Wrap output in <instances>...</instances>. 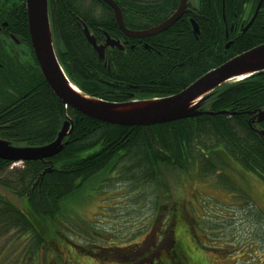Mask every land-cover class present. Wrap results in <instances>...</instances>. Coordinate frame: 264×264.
Here are the masks:
<instances>
[{
	"label": "trees",
	"instance_id": "trees-1",
	"mask_svg": "<svg viewBox=\"0 0 264 264\" xmlns=\"http://www.w3.org/2000/svg\"><path fill=\"white\" fill-rule=\"evenodd\" d=\"M261 1L196 0L169 30L142 42L125 37L112 9L101 0H57L50 14L59 60L70 81L89 96L123 103L175 96L263 45L264 0L245 31ZM118 4L131 31L158 26L179 8V0H118ZM129 9L139 13L130 16ZM0 23L8 24L9 31L13 28L24 46L17 47L6 34L0 36V65L5 67L0 69V139L44 146L55 141L66 120L73 124L68 144L52 159L24 163L21 168L0 160V242L13 236L22 261L32 258L37 264L42 254L56 255L59 243L109 264H117V259L125 264H208L196 258L199 251L184 245L183 235L177 240V234L173 236L179 214L168 205V182L176 174L197 172L229 188L226 175L234 165L264 181V140L257 132L264 131V123H251L252 113L264 110V74L222 86L203 106L212 115L148 128L114 126L66 109L54 95L31 47L26 0H0ZM83 23L98 44L105 43L108 35L124 50L107 49L101 61L85 37ZM20 50L24 54H18ZM115 193L135 205L151 206L153 225L163 220L167 240L157 237L156 246L148 236L128 248L111 242L86 245L89 249L72 242L67 230L88 236L76 220L78 211L100 196L115 198ZM87 224L96 234L102 231ZM163 246L170 247L166 253Z\"/></svg>",
	"mask_w": 264,
	"mask_h": 264
},
{
	"label": "rangeland",
	"instance_id": "rangeland-1",
	"mask_svg": "<svg viewBox=\"0 0 264 264\" xmlns=\"http://www.w3.org/2000/svg\"><path fill=\"white\" fill-rule=\"evenodd\" d=\"M13 167L21 168L22 164L17 163ZM234 170L226 175L230 180L229 188L211 176L200 177L197 172L176 174L169 180L168 205L170 208L174 206L179 214L176 219L179 225L175 226L177 229L173 236L177 234V240L183 235L184 245L199 251L196 258H203L208 264H264V181L239 165H234ZM115 195L112 199L107 195L100 196L101 202L94 200L78 211L77 222L90 238L94 237L100 243L67 230L72 242L83 247L106 246L112 242L128 248L145 242L148 236L154 238L156 246H159L157 237L167 240L169 233H165L167 228L163 220L153 225L154 210L151 206L135 205L120 193ZM12 199L21 204L14 197ZM87 222L94 223L104 232L103 235L89 230ZM13 238L0 242V264H37L22 261V250L12 244ZM202 247L206 251L201 252ZM55 248L56 255L47 257L42 254L38 264H109L103 258L94 259L86 251H76L70 244L59 243ZM165 248L163 246L164 253L170 247ZM143 254L146 255L147 251ZM116 263L125 264L119 259Z\"/></svg>",
	"mask_w": 264,
	"mask_h": 264
},
{
	"label": "water",
	"instance_id": "water-1",
	"mask_svg": "<svg viewBox=\"0 0 264 264\" xmlns=\"http://www.w3.org/2000/svg\"><path fill=\"white\" fill-rule=\"evenodd\" d=\"M114 11V16L120 30L131 39H148L169 30L179 22L188 12L189 7L196 0H181L177 11L161 25L145 31H131L126 28L122 11L113 0H104ZM261 1L257 12L247 31L254 23L262 6ZM26 10L29 26L31 47L38 62L39 69L54 95L66 109H72L93 120L125 127H152L170 124L186 119L212 115L203 108L206 101L222 86L240 82L254 76L264 74V44L248 51L209 72L183 92L164 99L143 100L115 103L89 96L75 86L65 73L56 49L52 21L49 13L48 0H26ZM194 34L199 35L198 25L191 21ZM84 34L90 45L98 53L99 59L104 61L107 49L124 50L120 41L107 35L106 42L98 44L96 38L83 23ZM1 33V28H0ZM228 38V35H227ZM231 42L226 46L229 50ZM253 121L258 124L264 122V110L252 113ZM73 132V124L66 121L58 133L57 138L44 146H26L0 139V160L17 163L44 162L61 154L68 144L65 140ZM264 140V131L257 130Z\"/></svg>",
	"mask_w": 264,
	"mask_h": 264
},
{
	"label": "flooded vegetation",
	"instance_id": "flooded-vegetation-1",
	"mask_svg": "<svg viewBox=\"0 0 264 264\" xmlns=\"http://www.w3.org/2000/svg\"><path fill=\"white\" fill-rule=\"evenodd\" d=\"M101 1H103V2H105L104 0H101ZM114 2H116L117 4H118V0H113ZM146 1H148V0H146ZM180 1L181 0H179V5H180ZM48 2H49V13H50V11H51V8H53V10L55 11L56 10V2H57V0H48ZM188 2H189V0H188ZM106 3V2H105ZM107 4V3H106ZM118 6H119V4H118ZM120 7V6H119ZM121 9V8H120ZM113 11V10H112ZM122 11V10H121ZM127 12H128V14L130 15V16H133V15H136V14H138L139 13V11H137V10H134V9H129V10H127ZM113 14H114V11H113ZM122 14H123V12H122ZM50 16H51V14H50ZM161 25V24H160ZM159 26V25H158ZM155 27H157V26H155ZM155 27H153V28H155ZM0 28H1V33H0V36H3V35H8V38L13 42V43H15V45L18 47V46H20L21 48L22 47H24L23 46V44H22V42L18 39V37H17V35H15V33H16V31H14V29L12 28V30L11 31H9V26H8V24H5V23H0ZM150 29H152V28H150ZM150 29H148V30H150ZM138 31H141V30H138ZM143 31V30H142ZM145 31V30H144ZM126 37V36H125ZM155 37V36H154ZM127 39H131V38H128V37H126ZM152 38V37H151ZM131 40H137V41H140V42H142V40H144V39H131ZM18 54L19 53H21V54H24V53H22V50H20V51H18L17 52ZM15 58V57H14ZM16 59V58H15ZM18 59V58H17ZM16 59V60H17ZM20 59V58H19ZM5 67H4V65L3 64H1L0 65V69H4ZM6 70H8V69H6ZM264 123V122H263ZM263 123H261V124H263ZM4 196H9L8 195V193H4ZM12 199V198H11ZM16 199V198H15ZM17 200V199H16ZM12 201H14L13 199H12ZM15 202V201H14ZM16 203V202H15ZM17 204V203H16ZM18 205H20V204H18ZM81 235V237H85V236H83L82 234H80ZM97 235H103V233H102V231H100V230H98L97 231ZM93 237V236H92ZM94 238V237H93ZM35 262V261H34ZM33 262V259L32 258H29L28 259V262L27 263H34Z\"/></svg>",
	"mask_w": 264,
	"mask_h": 264
},
{
	"label": "bare ground",
	"instance_id": "bare-ground-1",
	"mask_svg": "<svg viewBox=\"0 0 264 264\" xmlns=\"http://www.w3.org/2000/svg\"><path fill=\"white\" fill-rule=\"evenodd\" d=\"M258 9V8H257ZM256 12H257V10H256ZM249 25V24H248ZM227 50V49H226ZM59 57V56H58ZM81 90V89H80ZM67 121V120H66ZM253 122V120H251V123ZM143 128V127H142ZM11 163V162H10Z\"/></svg>",
	"mask_w": 264,
	"mask_h": 264
}]
</instances>
